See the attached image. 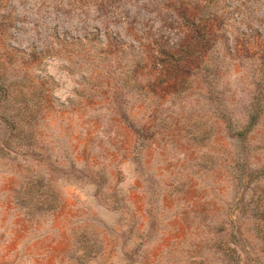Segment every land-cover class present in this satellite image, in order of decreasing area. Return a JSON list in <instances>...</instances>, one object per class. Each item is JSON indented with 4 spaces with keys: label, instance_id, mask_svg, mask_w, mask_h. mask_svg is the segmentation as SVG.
<instances>
[{
    "label": "rangeland",
    "instance_id": "1",
    "mask_svg": "<svg viewBox=\"0 0 264 264\" xmlns=\"http://www.w3.org/2000/svg\"><path fill=\"white\" fill-rule=\"evenodd\" d=\"M0 75V264H264V0H0Z\"/></svg>",
    "mask_w": 264,
    "mask_h": 264
},
{
    "label": "trees",
    "instance_id": "2",
    "mask_svg": "<svg viewBox=\"0 0 264 264\" xmlns=\"http://www.w3.org/2000/svg\"><path fill=\"white\" fill-rule=\"evenodd\" d=\"M2 78L3 77L0 75V95H4L5 94V90H4L5 89V84H4ZM0 114H1V117L6 119V121L8 123L7 126H8V129H9V132L12 131L13 128H14V125L12 124V121L9 120V117H8L9 114H7V113H0ZM256 120H257V116H255V115L251 116L249 118V122L247 123V126L245 128V131L250 130L254 126ZM9 139H10V136L8 135L6 137V140L8 141Z\"/></svg>",
    "mask_w": 264,
    "mask_h": 264
}]
</instances>
